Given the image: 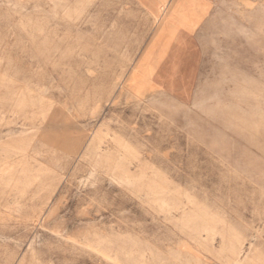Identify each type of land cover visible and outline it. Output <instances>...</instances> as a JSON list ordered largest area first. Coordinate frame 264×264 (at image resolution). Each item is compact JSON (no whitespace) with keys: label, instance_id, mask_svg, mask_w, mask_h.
<instances>
[{"label":"rangeland","instance_id":"obj_1","mask_svg":"<svg viewBox=\"0 0 264 264\" xmlns=\"http://www.w3.org/2000/svg\"><path fill=\"white\" fill-rule=\"evenodd\" d=\"M206 1L204 40L185 44L219 73L185 120L121 83L164 0H0V264H264L256 186L245 201L181 182L207 156L186 144L264 178V0Z\"/></svg>","mask_w":264,"mask_h":264},{"label":"crops","instance_id":"obj_2","mask_svg":"<svg viewBox=\"0 0 264 264\" xmlns=\"http://www.w3.org/2000/svg\"><path fill=\"white\" fill-rule=\"evenodd\" d=\"M159 9L163 17L152 34L151 44L144 49L141 60L133 67L126 80L124 79L126 73L124 75L123 72L121 83L126 92L139 101L146 102L163 95L160 97H163L166 102L180 104L185 114L184 118L187 120L189 118L188 106L196 104L198 98L204 96V90L217 82L213 74L219 73V68L215 69L218 71H214L211 65L206 63L208 60L205 59V50L201 49L200 45L185 44L186 40L198 41L200 37L204 40L205 35L199 32L205 27L211 5L206 0H164ZM178 29L184 36L182 39L184 43L180 49V58L173 60L176 55L170 52L169 47L175 36L174 31ZM162 61H165V66H163L166 74L164 81H159L162 77ZM178 77L180 85L177 84ZM173 78H175V84L170 82ZM173 88L176 89L173 90ZM192 115L195 118L196 115ZM168 119L171 120V117L168 116ZM184 146L187 147L188 153H206L207 156L203 163L198 161V166L188 163L187 166L182 167L186 174V177L181 178L182 183L185 182V178L187 184L227 183L230 194L232 197L233 194L235 196L233 199L245 201L253 200L250 194H252V187L256 186V193L261 194V199H264V178L254 176L251 171H248L249 166L246 162L244 165L238 164L237 160H233L230 156L222 166L219 161H216L220 150L214 145L186 144ZM238 183H241L243 188L237 187ZM181 209L182 217L191 211L185 209L184 206ZM262 251L264 252V246H262Z\"/></svg>","mask_w":264,"mask_h":264}]
</instances>
